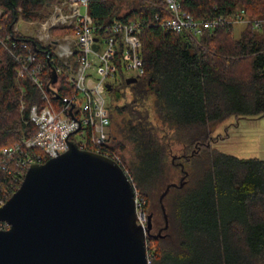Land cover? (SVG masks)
Listing matches in <instances>:
<instances>
[{
    "label": "trees",
    "instance_id": "trees-1",
    "mask_svg": "<svg viewBox=\"0 0 264 264\" xmlns=\"http://www.w3.org/2000/svg\"><path fill=\"white\" fill-rule=\"evenodd\" d=\"M61 1L0 0L3 43L27 41L42 65L43 83L50 78L47 60L60 66L58 96L50 95L56 109L76 93L66 78L67 67L52 46L25 35L16 23L42 21L49 6ZM179 5L197 20L221 16L222 22L202 28L194 40L161 24L168 16L165 0H90L89 14L95 22H141L143 74L127 84L118 66L121 81L107 93L104 149L127 171L143 200L142 210L151 216V232L161 230L160 237H147L150 264H264V159L225 153L212 140L224 136L211 133L230 117H264V23L257 28L252 23L264 19V0H179ZM241 10L249 22L235 37L234 18ZM4 44L0 43V150L34 134L29 109L44 103L31 78L18 76L19 65ZM91 137L86 127L89 150ZM173 144L181 146L182 162L168 164ZM173 165L187 175L181 187H171L163 198L168 220L163 228L159 196L171 182L168 168Z\"/></svg>",
    "mask_w": 264,
    "mask_h": 264
},
{
    "label": "built area",
    "instance_id": "built-area-1",
    "mask_svg": "<svg viewBox=\"0 0 264 264\" xmlns=\"http://www.w3.org/2000/svg\"><path fill=\"white\" fill-rule=\"evenodd\" d=\"M165 1L168 16L163 18L161 24L170 30L185 32L191 39L196 40L202 28H213L222 22L221 16L197 20L180 10L179 0ZM89 3L90 0H62L51 4L45 19L28 22L34 25L36 35L23 32L52 46L56 58L67 67L66 78L76 93L65 99L58 109L50 95L58 96L56 83L60 78V66L52 63L57 74L55 83H49L50 78L43 83L42 65L27 41L10 39L9 44L5 45L0 39V43L7 47L19 65L18 76H29L44 100L42 105L33 104L29 109L30 120L36 127L34 134L0 150V207L18 189L30 165L43 163L65 152L69 147V140L75 142L80 149L89 150L85 147L86 127L92 130L91 151L110 157L123 168L120 159L116 155H108L104 149L109 125L106 85L113 87L121 78L118 74L119 65L124 70L123 78H138L143 74L141 41L138 36L141 22L114 19L100 24L92 20ZM234 21L249 22L244 18L243 10L235 15ZM252 23L257 28L264 23V19L252 20ZM53 30L63 33L55 35ZM48 85L54 93L48 90ZM71 105H74L73 113L77 120L68 114ZM78 121L81 122L79 129ZM78 133V141L71 138ZM140 202L143 203V200L135 193L137 222L145 226L147 220ZM8 227L6 222L0 221V230Z\"/></svg>",
    "mask_w": 264,
    "mask_h": 264
},
{
    "label": "water",
    "instance_id": "water-1",
    "mask_svg": "<svg viewBox=\"0 0 264 264\" xmlns=\"http://www.w3.org/2000/svg\"><path fill=\"white\" fill-rule=\"evenodd\" d=\"M47 64L54 84L56 70L49 59ZM73 107L68 114L76 119ZM182 171L180 183H167L159 196L163 228L168 225L163 198L171 187L183 185L187 172ZM0 221L9 225L0 230V264H149L147 237L161 236V230L151 233L150 215L145 226L137 222L128 173L110 157L71 140L65 152L29 166L0 207Z\"/></svg>",
    "mask_w": 264,
    "mask_h": 264
},
{
    "label": "rangeland",
    "instance_id": "rangeland-1",
    "mask_svg": "<svg viewBox=\"0 0 264 264\" xmlns=\"http://www.w3.org/2000/svg\"><path fill=\"white\" fill-rule=\"evenodd\" d=\"M28 22L30 21H24L20 19L16 23V28L21 32H25L33 36L36 35L34 25L32 24L30 25ZM32 22H38V21L34 20ZM244 26L245 24L243 23H235L233 26V35L235 37H238ZM53 34L59 35L60 32L57 30H53ZM101 51H103V48L101 49ZM211 133L213 136L216 135H220V137L221 135L224 136L223 137L224 139L221 140L218 139L217 142H215L214 137L212 140L214 145L219 150L225 153H229L237 157H243V158L255 157L259 159H264V117H257V118L248 117V118H240L238 120H234L233 117H230L220 123H217L213 127ZM73 139L78 141L80 139L79 134H74ZM171 147L172 148L167 155V163L176 164L178 163V161L182 162V160L178 158L182 154V152L180 151L181 146L177 144H173ZM129 154L130 153L128 151L126 155L128 156ZM174 156L175 158H173ZM174 166L175 165H173V167L168 168L169 171L168 173L171 175L170 181L171 182L174 181L178 183L180 177L182 176V173L180 172L179 166H175V167ZM134 192L137 194L135 188H134ZM152 201L153 203H155L157 201V198H154ZM140 204L143 205V203L141 202ZM144 213L147 220V214L146 212ZM152 234H156V233H152Z\"/></svg>",
    "mask_w": 264,
    "mask_h": 264
}]
</instances>
